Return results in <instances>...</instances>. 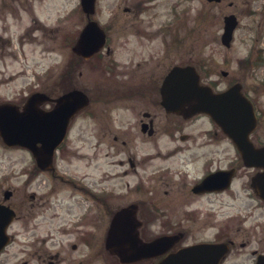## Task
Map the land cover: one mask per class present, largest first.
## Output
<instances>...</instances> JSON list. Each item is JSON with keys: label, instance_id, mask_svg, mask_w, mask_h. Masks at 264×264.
Returning <instances> with one entry per match:
<instances>
[{"label": "flooded vegetation", "instance_id": "af4514ba", "mask_svg": "<svg viewBox=\"0 0 264 264\" xmlns=\"http://www.w3.org/2000/svg\"><path fill=\"white\" fill-rule=\"evenodd\" d=\"M223 1L209 4L220 10ZM182 2L101 0L104 43L87 59L72 47L88 17H80L83 25L77 32L74 28L64 35L70 48L64 69L46 74L36 89L44 94L37 103L41 120L54 110L40 127V138L61 141L39 165L23 149L30 162L21 172L41 178L26 180L22 194L12 182V162L4 166L0 204L13 209L15 216L5 229L0 264H17L13 257L20 253V264H158L199 244L207 248L191 257L197 264H264V99L259 106L254 97L264 93V85H241L256 111L249 139L263 150L249 152L262 156L260 165L245 164L235 142L209 115L183 116L165 108L160 89L174 65H194L200 83L214 91L236 82L231 78L222 86L220 78L212 77L216 67L211 55L183 61L187 40L182 23L171 20L179 19ZM33 3L0 0V50L12 40L6 35L11 16L22 28L21 13L33 12ZM230 13L238 19L237 31L239 18ZM25 29L42 32L34 23ZM25 36L21 32L18 40ZM33 38L34 32L27 40ZM263 52L253 58L254 64L264 63ZM173 54L180 55L175 63ZM226 72L222 78L229 77ZM76 88L89 101L71 112L70 104L57 100ZM37 146L42 150L44 143ZM1 147L12 149L2 142ZM6 190L11 195L4 199ZM117 215L123 235L136 234L141 242L168 239L154 247L153 254L121 262L107 246ZM215 244H225L227 250L220 253Z\"/></svg>", "mask_w": 264, "mask_h": 264}, {"label": "rangeland", "instance_id": "374dc122", "mask_svg": "<svg viewBox=\"0 0 264 264\" xmlns=\"http://www.w3.org/2000/svg\"><path fill=\"white\" fill-rule=\"evenodd\" d=\"M79 0H33V12H22L23 22L14 25L15 17L11 16L10 29L6 35L12 38L11 43L0 50V101L20 102L33 90L38 89V82L47 79L46 74L55 75L64 69L70 56L69 45L64 43V35L75 28L77 32L83 25L82 12L78 7ZM180 0H170V2ZM180 14L173 22L182 23L184 38L187 40V54L183 61L206 58L211 55L216 67L212 77L220 78L223 85L228 80L236 79L249 88L264 85V64L243 63L245 57L252 60L264 50V0H232L236 6L228 7L224 0L219 4L220 10L205 0H181ZM92 16L101 25L104 15L100 11L101 0ZM215 11L218 15H215ZM229 12L237 13L240 24L234 34L231 46L225 48L219 42L222 32V16ZM203 14V15H202ZM219 16V17H217ZM160 18L158 21H162ZM170 21V20H169ZM19 22V21H17ZM36 24L41 31L26 32V24ZM25 33L23 40L19 34ZM37 34V38L28 43V36ZM217 39V41H215ZM207 43V44H206ZM210 43V44H208ZM264 54V52H263ZM180 55H172V63ZM264 57V56H263ZM228 71V78H222L220 70ZM93 78H98L93 75ZM83 78L77 77V82ZM261 100L264 93L257 95ZM260 100V101H261ZM261 103H259L260 105ZM11 161L16 177L12 178L18 192L23 193V184L27 181L37 182L40 176L35 173L21 172L22 167L30 162V156L19 148L3 149L0 142V179L6 171V163ZM31 189H26L25 192ZM21 253L13 260L20 264Z\"/></svg>", "mask_w": 264, "mask_h": 264}, {"label": "water", "instance_id": "95a60500", "mask_svg": "<svg viewBox=\"0 0 264 264\" xmlns=\"http://www.w3.org/2000/svg\"><path fill=\"white\" fill-rule=\"evenodd\" d=\"M95 0H81V5L86 14L94 12ZM224 31L221 35L222 42L229 44L232 30L235 26L233 16L224 17ZM104 33L95 21H88L82 29L74 50L84 56H89L97 51L103 44ZM238 84H234L225 91L212 93L206 86L198 84V76L193 67H174L166 76L161 88L162 102L168 110L183 114H194L199 111L208 112L212 118L221 126L223 131L233 137L238 148L244 151L249 148L248 134L255 126V115L249 100L240 92ZM39 93L31 94L23 107L19 110L12 103H0V137L9 146L20 145L31 150L37 163L46 160L51 151L46 149V141L38 136L37 109ZM61 100L76 103L72 110L79 109L87 102L86 96L79 90H73L63 95ZM190 108H185V104ZM44 142V150H39L37 142ZM58 143H51V149ZM46 152V153H45ZM244 160L251 164L250 157L245 153ZM10 192H5L8 197ZM14 212L6 206L0 205V248L5 244L4 230L13 217ZM115 224V222H114ZM166 241L160 238L156 242ZM153 242H140L134 235H122L119 228L112 226L108 238V246L123 262L138 260L148 256ZM215 248L220 245L214 246ZM205 246L194 245L182 249L171 256H167L160 264H197V261H188L192 254L199 253Z\"/></svg>", "mask_w": 264, "mask_h": 264}]
</instances>
